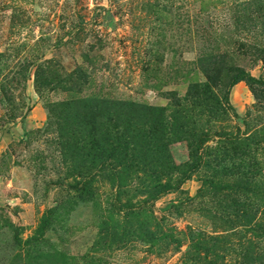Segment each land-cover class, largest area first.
<instances>
[{
	"label": "rangeland",
	"instance_id": "374dc122",
	"mask_svg": "<svg viewBox=\"0 0 264 264\" xmlns=\"http://www.w3.org/2000/svg\"><path fill=\"white\" fill-rule=\"evenodd\" d=\"M241 70L264 0H0V264H264Z\"/></svg>",
	"mask_w": 264,
	"mask_h": 264
},
{
	"label": "trees",
	"instance_id": "16d2710c",
	"mask_svg": "<svg viewBox=\"0 0 264 264\" xmlns=\"http://www.w3.org/2000/svg\"><path fill=\"white\" fill-rule=\"evenodd\" d=\"M235 79L246 80L250 85L261 84V83L264 84V81L261 82V81L257 80L256 78H254L253 76H251L249 73H247L244 70L239 71L237 74V78H235ZM36 234L38 235V237L33 239L34 241H38V240L43 239L44 235L41 232V227L37 230ZM14 242L18 245L21 244V240L19 238V235H17V234L15 235Z\"/></svg>",
	"mask_w": 264,
	"mask_h": 264
}]
</instances>
